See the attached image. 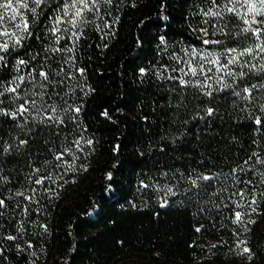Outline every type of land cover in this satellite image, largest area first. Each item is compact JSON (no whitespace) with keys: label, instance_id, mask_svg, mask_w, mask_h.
I'll return each mask as SVG.
<instances>
[{"label":"trees","instance_id":"16d2710c","mask_svg":"<svg viewBox=\"0 0 264 264\" xmlns=\"http://www.w3.org/2000/svg\"><path fill=\"white\" fill-rule=\"evenodd\" d=\"M209 7L210 0L102 2L98 13L88 14L91 22L82 26L81 38L69 39L70 30L59 45L44 31L52 13L40 17L34 28L41 39L26 42L0 67V81L17 74L14 65L26 51L41 53L32 61L37 66L47 55L52 82L45 100L57 111H33L26 121L0 115V177L5 178L0 199L7 205L0 209V264H118L133 258L156 264H264V164L253 156L264 159V124L255 123L257 116L264 120V89L258 87L249 99L233 94L264 84V73L226 78L232 87L211 97L203 94L210 89L182 88L168 79L181 75L172 69H186L182 61L195 55L193 49L220 54L225 47L261 43L242 34V21L231 14L203 17L201 10ZM205 28L228 35L205 37ZM208 38L225 44L205 45ZM52 46L72 51L44 52ZM262 56L241 59L264 63ZM221 59L226 62V53ZM219 75L213 71L214 88ZM22 89V95L39 91L31 82ZM2 107L15 105L5 98ZM208 107L214 109L211 116ZM69 148L63 160L54 159ZM200 174L216 178L194 187L191 180ZM235 211L245 214L244 223H234ZM9 235L17 239L8 240ZM243 247L250 252L241 254Z\"/></svg>","mask_w":264,"mask_h":264},{"label":"snow or ice","instance_id":"6c2138e0","mask_svg":"<svg viewBox=\"0 0 264 264\" xmlns=\"http://www.w3.org/2000/svg\"><path fill=\"white\" fill-rule=\"evenodd\" d=\"M107 3L111 5L113 0H0V67L8 66L10 59L13 55H18L19 49L26 48V42L31 39H41V36L35 32L34 26L39 21L42 15H47V13H52L48 15V24L45 26V33L50 34L54 37L53 45H59L61 40L64 39V34L71 30V37L69 39L79 40L83 34V27L89 24L91 21L89 19L90 13H98L100 11L99 5L101 3ZM211 7L207 10H201V15L203 17H211L222 19L225 14H231L242 21L244 27L241 28V33L247 36L249 33L252 37L261 41L257 44L255 48L244 47L239 50L237 47H225L224 51L220 54H215L212 50L205 49L203 52L193 49L195 54L190 59L182 61L187 67L180 69H172V71H178L180 76H170L168 79L178 80L180 86L184 87H195L201 89H210L204 92V95L209 97L213 96L214 92L225 91L232 87V84L228 82L226 78H232L233 81L236 79H243L252 72L264 73V63L253 64L248 61H244L241 58L247 55L264 54V0H210ZM54 9V11H53ZM22 10H27L31 13V16L25 15ZM47 10V11H46ZM11 13V15H9ZM5 22H7V28L4 27ZM14 22V23H13ZM205 24H209L208 19L204 20ZM8 28L14 29L9 31ZM218 33L223 35H228L224 33L222 29H217L210 32L207 28L203 29V34L205 37L216 36ZM240 33H238L239 35ZM161 44H165L166 41L163 36L160 37ZM203 43L205 45H224L225 41L220 39H204ZM64 52L72 51L70 48H62L52 46L51 48H45L44 52ZM226 53V62L222 61L221 56ZM40 52L37 51L36 55H29L27 51L25 52V57L18 58L14 65V71L17 73L8 82L0 81V115L9 116L13 120L18 117H24L25 121L28 114L33 111L39 115L40 113H47L49 110L52 113L57 111L56 106L48 104L45 100L47 95L45 89L51 84V69L47 66V55L44 56L45 63H39V66L33 64L32 61H36L37 56H40ZM199 57V59H197ZM264 59V56H262ZM206 65H211V67H206ZM233 66H238L241 70H234ZM247 68L248 71L245 72L242 69ZM47 69V70H46ZM27 70V71H25ZM144 69H141V74L144 73ZM213 71L219 73L218 77L215 79L219 83L218 88H214L211 81H213ZM79 72L83 74L84 69H79ZM185 77H190L185 79ZM201 77L202 79H195ZM39 79L40 83L37 85L36 81ZM28 82L33 84V87H38L39 91L32 92L30 95L28 93L21 94L23 89ZM264 89V84L259 86L252 84L246 86L240 91H234L235 96H242L244 99H249L253 96L254 90ZM37 97L39 99H37ZM5 98H7L10 104H14V109H6L2 107L5 103ZM19 101V103H17ZM71 108V106H70ZM71 110L79 113L81 111L80 107L71 108ZM261 110L264 111V105H261ZM214 114V109L212 107L207 108V115L211 116ZM203 118V117H201ZM44 119L48 121H53L54 117L51 115H46ZM56 123L62 125L65 123L63 119L56 120ZM255 123L259 126L264 124V120L257 116L255 118ZM77 145L81 143L80 140L75 142ZM87 143L91 144L89 140ZM20 145L27 144V140H20ZM10 145L3 148V151L7 153L10 149ZM71 151V149H66L65 151L58 152L54 159L56 161H61L64 159L65 152ZM253 156L257 158V162L264 164V159L259 157V154L253 153ZM251 159V157L249 158ZM249 161L245 160L244 164H248ZM239 171H243L241 166ZM39 169H35V172H39ZM234 169L233 172H236ZM111 178V177H109ZM213 175L200 174L195 179L191 180V184L194 187H200L199 181H209L211 182L215 179ZM5 178L0 177V180ZM45 179H51L50 176L42 177L41 179L35 180L37 185L43 184ZM250 183V182H249ZM147 187V185H145ZM34 191V190H33ZM168 192L175 195L171 188ZM17 195L24 196V193H17ZM264 196V193H261ZM26 199L32 200V196H27ZM168 201L165 199L161 204L164 207ZM251 204H257V201L253 199ZM5 199H0V209L5 208ZM241 205H237L240 208ZM251 207V205H250ZM253 212L256 211L255 208L251 209ZM27 211V209H25ZM244 213L242 211L234 212V223L240 224L244 223ZM247 223H253V221L248 220ZM46 229V226H44ZM197 231H200L198 228ZM8 240H16V236L9 235ZM241 244L244 242L241 241ZM28 247H32L29 243ZM215 247V245H213ZM239 247V245H238ZM22 250V249H21ZM250 249L248 247H243L242 253H249Z\"/></svg>","mask_w":264,"mask_h":264},{"label":"rangeland","instance_id":"374dc122","mask_svg":"<svg viewBox=\"0 0 264 264\" xmlns=\"http://www.w3.org/2000/svg\"><path fill=\"white\" fill-rule=\"evenodd\" d=\"M9 15H11V13H9ZM156 264L154 262L149 261V259H137V258H133L130 260H124L119 262L118 264Z\"/></svg>","mask_w":264,"mask_h":264}]
</instances>
